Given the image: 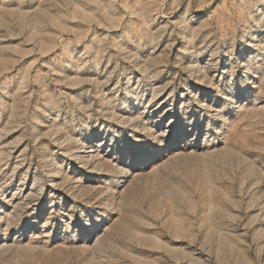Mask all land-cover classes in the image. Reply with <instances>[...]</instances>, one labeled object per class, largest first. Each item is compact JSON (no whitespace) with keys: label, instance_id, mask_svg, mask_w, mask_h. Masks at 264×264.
<instances>
[{"label":"rangeland","instance_id":"obj_1","mask_svg":"<svg viewBox=\"0 0 264 264\" xmlns=\"http://www.w3.org/2000/svg\"><path fill=\"white\" fill-rule=\"evenodd\" d=\"M0 264H264V0H0Z\"/></svg>","mask_w":264,"mask_h":264},{"label":"bare ground","instance_id":"obj_2","mask_svg":"<svg viewBox=\"0 0 264 264\" xmlns=\"http://www.w3.org/2000/svg\"><path fill=\"white\" fill-rule=\"evenodd\" d=\"M85 144V143H84ZM7 160V159H6ZM2 185V184H1ZM5 188V187H4Z\"/></svg>","mask_w":264,"mask_h":264}]
</instances>
